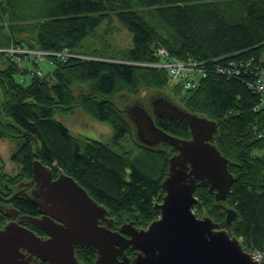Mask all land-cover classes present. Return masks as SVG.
Listing matches in <instances>:
<instances>
[{
  "label": "trees",
  "instance_id": "obj_1",
  "mask_svg": "<svg viewBox=\"0 0 264 264\" xmlns=\"http://www.w3.org/2000/svg\"><path fill=\"white\" fill-rule=\"evenodd\" d=\"M115 22L132 34L131 45L114 44ZM10 42L45 50L67 47L81 56L55 58L53 70L24 81L29 70L0 53V140L24 139L19 151L32 155L36 137L40 157L87 189L116 223L146 227L160 215L155 204L164 197L162 181L177 150L169 142L125 147L119 140L134 128L115 104L120 95L140 98L153 88L171 90L181 106L217 121L212 141L234 176L225 200L198 181L196 214L213 217L246 248L264 247V108L254 109L260 94L248 86V77H227L212 67L214 59L235 53L262 60L264 0H0V45ZM155 44L180 59L206 60L207 76L184 88L167 68L145 64L158 60ZM76 109L108 123L111 139L74 135L57 114ZM154 119L177 136H190L185 119ZM228 208L237 212L231 225ZM125 253L134 258L137 252L129 246Z\"/></svg>",
  "mask_w": 264,
  "mask_h": 264
},
{
  "label": "water",
  "instance_id": "obj_2",
  "mask_svg": "<svg viewBox=\"0 0 264 264\" xmlns=\"http://www.w3.org/2000/svg\"><path fill=\"white\" fill-rule=\"evenodd\" d=\"M153 111L156 116L186 119L192 134L180 137L165 130L141 103L127 110L143 143L153 146L169 142L177 150L170 156L169 170L162 182L166 191L163 200L155 204L159 217L146 227L126 221L120 230H113L114 219L107 217V207L93 200L84 187L67 175L73 188L84 196L87 209L67 210L61 216L66 227L50 216L33 219L51 234L46 240L18 223L0 228V264H27L22 259L23 247L54 264H81L75 255L78 243L97 249L96 264H259L228 228H220L211 216H198L194 209L198 181L209 184L217 200H225L234 180L229 159L212 141L218 132L217 121L189 112L165 97L153 101ZM64 209L63 205L61 211ZM236 216V210L228 208L226 223L231 225ZM100 217L109 220L107 226L98 224ZM128 246L136 250L134 258L124 253ZM118 252L123 253L122 260Z\"/></svg>",
  "mask_w": 264,
  "mask_h": 264
},
{
  "label": "flooded vegetation",
  "instance_id": "obj_3",
  "mask_svg": "<svg viewBox=\"0 0 264 264\" xmlns=\"http://www.w3.org/2000/svg\"><path fill=\"white\" fill-rule=\"evenodd\" d=\"M22 133L25 134L24 131ZM5 140L9 141L12 150L8 159L0 154V228L8 223H18L32 230L41 239H49V231L33 219L50 216L58 225L66 227V222L61 216H65L67 210H72V207L78 210L87 209V202L80 190L73 188L67 173L61 167L46 163L40 157L39 141L34 140L35 150L30 155L19 151L24 147V143L19 145V142L26 140ZM28 158H31V164L28 163ZM63 205L66 209L62 212ZM107 216L112 217L109 213ZM108 221L100 217L98 224L107 226ZM120 226L114 219L111 229L120 230ZM22 250L25 253L22 259L27 264H54L39 255L31 254L27 248L23 247ZM75 255L81 264H96L98 251L87 244L78 243L75 246ZM118 258L122 260L123 253L118 252Z\"/></svg>",
  "mask_w": 264,
  "mask_h": 264
},
{
  "label": "built area",
  "instance_id": "obj_4",
  "mask_svg": "<svg viewBox=\"0 0 264 264\" xmlns=\"http://www.w3.org/2000/svg\"><path fill=\"white\" fill-rule=\"evenodd\" d=\"M12 48L0 47L2 53H11L14 56L21 54L25 56V50L19 44H12ZM27 52L30 55V61L34 64L39 63L46 56H56L58 58H66L68 56H76V53L72 52L68 48H64L61 51L43 50L36 48H27ZM156 55L159 58L158 61L151 63L154 66L167 67L172 75V78L177 82H180L184 88H193L198 85L201 78L208 74L209 69L205 67V60H180L170 54V52L163 46L159 45L156 48ZM226 59L223 64L216 63L213 66L215 71H222L230 76L238 75L242 72L252 74L249 78V87L254 89L260 94V101L255 106V110L264 108V62L261 59H256L254 56L239 61L232 60L230 56H223L218 59ZM232 60V61H230ZM229 62V65L224 67V64ZM38 65V64H37ZM38 74H42V70L38 71ZM250 253L252 259L257 258L260 264H264V249L246 248ZM252 252V253H251ZM254 256V257H253Z\"/></svg>",
  "mask_w": 264,
  "mask_h": 264
},
{
  "label": "rangeland",
  "instance_id": "obj_5",
  "mask_svg": "<svg viewBox=\"0 0 264 264\" xmlns=\"http://www.w3.org/2000/svg\"><path fill=\"white\" fill-rule=\"evenodd\" d=\"M115 24L118 26L119 31L115 32L114 39L112 38L114 44L117 46H120L121 48H125L128 45H131L133 43L132 40V34L127 30L122 28L121 24L119 22H115ZM104 26H102L100 29L102 30ZM91 39V36L87 37V42ZM87 44V43H86ZM88 45V44H87ZM36 49H40L35 47ZM264 53V52H263ZM76 56H81L80 54H76ZM83 57H89V58H95L91 55H82ZM62 59V58H60ZM262 62V60H261ZM153 62H147L145 64L152 65ZM38 65H35L33 62H24V65L27 66L25 69L29 70L30 73L24 76V81H29L30 78L34 74H38V71L42 69L44 72H48L54 69L55 64L52 59L44 58L42 59ZM154 66V65H152ZM158 97H165L170 99L174 104L177 106L183 108L180 103L178 102V99L174 97L171 90L164 89V88H156L151 89L149 92H147L142 97L138 98L135 96H131L129 94H126L124 96L117 97V103L118 107L122 111L123 114L129 119V114L127 110L131 107V105L135 103H141L149 112L155 117L153 111V101ZM262 109V108H261ZM260 110V109H259ZM57 118L61 121H63L72 131L74 135H84L91 139H97V140H103V141H109L112 137L113 131L111 126L106 122H100L95 119H93L91 116L85 114L81 109L76 110L73 113L68 114H59L57 115ZM130 120V119H129ZM132 123V121L130 120ZM133 125V123H132ZM134 128V126H133ZM23 140V139H22ZM121 144H123L127 148H135V143H143V141L140 140V138L137 136L136 131L134 130L133 134L126 135L122 139L119 140ZM24 142H19V145ZM145 144V143H144ZM19 146H17V149ZM12 148L9 145L8 140H0V154L4 156V158L8 159L9 153L11 152ZM264 154V148L262 150Z\"/></svg>",
  "mask_w": 264,
  "mask_h": 264
},
{
  "label": "bare ground",
  "instance_id": "obj_6",
  "mask_svg": "<svg viewBox=\"0 0 264 264\" xmlns=\"http://www.w3.org/2000/svg\"><path fill=\"white\" fill-rule=\"evenodd\" d=\"M12 44H19V45H21L22 46V49H24L25 50V56L23 57L21 54H18V56H14L13 54H11V53H6V52H4V53H2L1 51H0V53L1 54H4V56L5 57H10L13 61H15L16 63H17V65L20 67V68H26L27 66H25L24 65V62H29L30 61V55H29V53L27 52V48H35V47H30V46H28L27 44H21V43H16V42H10V44H8V45H0V47H7V49H9V48H12L13 46H12ZM160 44H155V45H153V47H154V49H155V55H156V48H157V46H159ZM161 46H163V45H161ZM163 47H165V46H163ZM67 48V47H66ZM166 48V47H165ZM64 49V48H63ZM63 49H61V50H63ZM69 49V48H68ZM167 49V48H166ZM44 50V49H43ZM61 50H54V51H61ZM70 50V49H69ZM168 50V49H167ZM47 51V50H46ZM169 51V50H168ZM170 52V51H169ZM170 54L172 55V56H174V57H176V58H178L177 56H175V55H173L171 52H170ZM227 56H230V57H232L233 56V54H231V55H227ZM47 58H49V59H52L53 60V62H54V59L55 58H58V57H56V56H46ZM45 57V58H46ZM69 57H71V56H68V57H66V58H62V59H67V58H69ZM156 57H157V55H156ZM223 57V56H222ZM158 58V57H157ZM219 58H221V57H219ZM233 58V57H232ZM159 59V58H158ZM178 59H180V58H178ZM243 58L242 57H239V56H237V53H235V56H234V58L232 59V60H235V61H239V60H242ZM180 60H183V61H187V60H184V59H180ZM220 59H218V60H213V66L216 64V63H219L218 61H219ZM226 60V59H225ZM232 60H230V61H232ZM156 61H158V60H155V61H153V63L154 62H156ZM230 61H227L225 64H224V67H226V66H228L229 65V62ZM145 63H147V62H145ZM207 63L208 62H206V60H205V67L206 68H208V66H206L207 65ZM212 66V67H213ZM156 67H158V68H167V67H159V66H156ZM168 69V68H167ZM209 69V68H208ZM40 70H42V69H40ZM169 70V69H168ZM169 72H170V70H169ZM209 72V71H208ZM43 73H45L43 70H42V74ZM218 73H221V74H224V75H226L227 77H237V76H244L245 78L246 77H248V86H249V77L252 75V74H250V73H247V72H242V73H240V74H238V75H234V76H230V75H228V74H226V73H224V72H222V71H218ZM170 74H171V72H170ZM172 76V75H171ZM207 76V75H206ZM205 77V76H204ZM252 89V88H251ZM254 90V89H253ZM255 91V90H254ZM258 93V92H257ZM259 101H260V98H259ZM258 101V102H259ZM258 102H257V104H258ZM256 104V105H257ZM255 105V106H256ZM115 107H116V109L119 111V112H121L122 113V111L120 110V108L118 107V105H116L115 104ZM183 107V109H185V110H187V111H189V112H193V111H191L190 109H188L187 107H185V106H182ZM77 110V109H76ZM75 110V111H76ZM74 111V112H75ZM71 113H73V112H71ZM194 113H196V112H194ZM59 114H68V113H61V112H59L57 115H59ZM123 114V113H122ZM197 114H200V113H197ZM125 115V114H124ZM202 115V114H201ZM182 119H184V118H182ZM186 120V119H185ZM61 121V120H60ZM187 121V120H186ZM63 122V121H62ZM64 123V122H63ZM191 129H190V136L189 137H191ZM54 164H56V163H54ZM59 167V166H58ZM67 175H69V174H67ZM70 176V175H69ZM164 180V179H163ZM163 182V181H162ZM86 191H87V193L89 194V196L93 199V200H95L97 203H99V201L86 189ZM166 192V191H165ZM163 200V199H162ZM162 200L160 201V202H162ZM108 209V208H107ZM108 213H109V210H108ZM206 216V215H205ZM209 216V215H208ZM108 217V216H107ZM111 218H113V217H111ZM39 219H41V218H39ZM114 219V218H113ZM221 228V227H220ZM255 249H259V250H261V249H264V247L263 248H255Z\"/></svg>",
  "mask_w": 264,
  "mask_h": 264
},
{
  "label": "crops",
  "instance_id": "obj_7",
  "mask_svg": "<svg viewBox=\"0 0 264 264\" xmlns=\"http://www.w3.org/2000/svg\"><path fill=\"white\" fill-rule=\"evenodd\" d=\"M262 60L264 61V53L261 54Z\"/></svg>",
  "mask_w": 264,
  "mask_h": 264
}]
</instances>
